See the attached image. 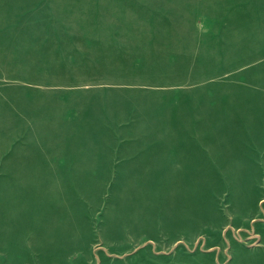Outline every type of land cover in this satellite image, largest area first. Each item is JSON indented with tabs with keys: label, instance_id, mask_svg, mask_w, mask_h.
Instances as JSON below:
<instances>
[{
	"label": "rangeland",
	"instance_id": "obj_1",
	"mask_svg": "<svg viewBox=\"0 0 264 264\" xmlns=\"http://www.w3.org/2000/svg\"><path fill=\"white\" fill-rule=\"evenodd\" d=\"M253 249L264 0H0V264Z\"/></svg>",
	"mask_w": 264,
	"mask_h": 264
},
{
	"label": "crops",
	"instance_id": "obj_2",
	"mask_svg": "<svg viewBox=\"0 0 264 264\" xmlns=\"http://www.w3.org/2000/svg\"><path fill=\"white\" fill-rule=\"evenodd\" d=\"M251 254L253 255V259L249 261V264H264V251L263 250L253 249L251 251ZM240 256L241 255L236 254L235 259H234L236 264L244 263L243 261H240L241 260Z\"/></svg>",
	"mask_w": 264,
	"mask_h": 264
},
{
	"label": "built area",
	"instance_id": "obj_3",
	"mask_svg": "<svg viewBox=\"0 0 264 264\" xmlns=\"http://www.w3.org/2000/svg\"><path fill=\"white\" fill-rule=\"evenodd\" d=\"M258 241H259V237L257 236V237H255V238H254V243H256V244H257V243H258ZM254 243H253V244H254Z\"/></svg>",
	"mask_w": 264,
	"mask_h": 264
}]
</instances>
